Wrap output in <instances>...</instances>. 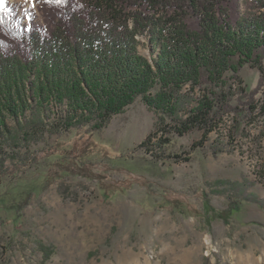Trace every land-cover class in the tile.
Wrapping results in <instances>:
<instances>
[{"label": "rangeland", "instance_id": "obj_1", "mask_svg": "<svg viewBox=\"0 0 264 264\" xmlns=\"http://www.w3.org/2000/svg\"><path fill=\"white\" fill-rule=\"evenodd\" d=\"M7 1L42 22L38 0ZM239 75L260 104L264 78L249 66ZM239 110L202 144L198 129L173 138V153L198 144L189 162L138 147L158 118L140 97L99 131L46 136L31 146L37 165L0 179V264H264V208L247 199L264 203V120L247 124Z\"/></svg>", "mask_w": 264, "mask_h": 264}, {"label": "trees", "instance_id": "obj_2", "mask_svg": "<svg viewBox=\"0 0 264 264\" xmlns=\"http://www.w3.org/2000/svg\"><path fill=\"white\" fill-rule=\"evenodd\" d=\"M38 2L41 23L7 0L0 7V179L37 165L31 146L46 136L99 131L139 97L158 117L138 145L154 162L191 161L198 144L173 153V138L198 129L202 144L239 109L247 124L264 120V91L259 104L239 75L249 66L264 78V0ZM138 37L156 53L151 62Z\"/></svg>", "mask_w": 264, "mask_h": 264}, {"label": "snow or ice", "instance_id": "obj_3", "mask_svg": "<svg viewBox=\"0 0 264 264\" xmlns=\"http://www.w3.org/2000/svg\"><path fill=\"white\" fill-rule=\"evenodd\" d=\"M25 3L30 2V0H24ZM57 2H59V0H57ZM5 3V0H0V7H3Z\"/></svg>", "mask_w": 264, "mask_h": 264}]
</instances>
